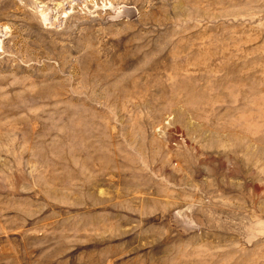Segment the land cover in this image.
<instances>
[{
  "label": "rangeland",
  "instance_id": "obj_1",
  "mask_svg": "<svg viewBox=\"0 0 264 264\" xmlns=\"http://www.w3.org/2000/svg\"><path fill=\"white\" fill-rule=\"evenodd\" d=\"M0 264H264V0H0Z\"/></svg>",
  "mask_w": 264,
  "mask_h": 264
}]
</instances>
